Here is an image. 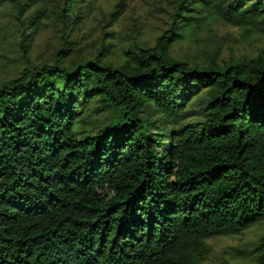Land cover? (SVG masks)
Listing matches in <instances>:
<instances>
[{"label":"trees","instance_id":"16d2710c","mask_svg":"<svg viewBox=\"0 0 264 264\" xmlns=\"http://www.w3.org/2000/svg\"><path fill=\"white\" fill-rule=\"evenodd\" d=\"M84 1L56 14L77 28ZM172 1L155 43L119 63L113 44L71 58L65 37L51 62L0 83V264H202L209 238L264 222V47L172 54L212 22L264 35V0ZM48 16L22 22L36 32ZM251 254L264 264V233Z\"/></svg>","mask_w":264,"mask_h":264},{"label":"rangeland","instance_id":"374dc122","mask_svg":"<svg viewBox=\"0 0 264 264\" xmlns=\"http://www.w3.org/2000/svg\"><path fill=\"white\" fill-rule=\"evenodd\" d=\"M120 0H94L76 4L82 23L73 27V17L66 22L56 11L64 0H19L22 14L15 4H0V83L16 76L24 67L51 62L65 37L72 42L71 58L90 57L105 44H113L111 59L119 63L131 44L153 45L168 27L174 10L172 0H125L127 10L115 24L108 15ZM42 8L49 15L35 32L26 21L31 12ZM32 34L23 36V34ZM110 33V34H109ZM23 44V45H22ZM29 44L27 51L25 47ZM264 47V35H247L232 24L212 22L198 38L176 42L172 54L178 59L203 61L216 52L219 60L253 56ZM264 233L258 221L242 230L208 239L210 253L202 264H256L251 250Z\"/></svg>","mask_w":264,"mask_h":264}]
</instances>
